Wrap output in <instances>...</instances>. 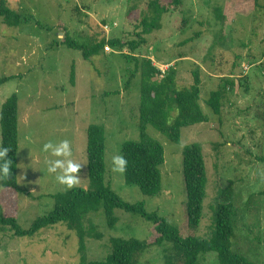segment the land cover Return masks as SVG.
<instances>
[{
    "label": "rangeland",
    "instance_id": "rangeland-1",
    "mask_svg": "<svg viewBox=\"0 0 264 264\" xmlns=\"http://www.w3.org/2000/svg\"><path fill=\"white\" fill-rule=\"evenodd\" d=\"M146 1L140 0L128 14L134 0H7L26 20L9 27L0 18V79L9 77L0 84V107L16 93L17 185L24 192L0 187V208L28 229L52 209V195L71 189L47 172L45 161L57 159L42 151L49 140H69L71 159L81 164L79 183L72 188L87 189V127L98 124L105 135V185L124 201L143 202L148 212L186 234L182 151L197 142L202 146L207 185L195 233L210 237L212 207L231 181L236 208L231 250L254 264H264V163L259 160L264 157V0L258 6L254 0H185L179 10L161 15L158 28L145 34L146 43L134 52L107 44L112 51L103 49L85 60L80 51L60 44L65 34L79 44L89 43L95 35L106 41L135 38ZM216 8L223 21L217 19ZM122 54L133 55L138 62L150 58L161 72L159 78L173 66L178 88L193 82L196 67L201 76L200 105L208 116L206 122L183 128L178 143L150 125L146 128L164 149L162 191L154 197L127 185L123 173L112 170L111 158L121 155V145L139 141L140 75L126 87L135 62ZM220 85L225 87L222 109L214 115L204 100ZM115 216L118 220L111 229L101 211L86 219L103 233L101 239H85L87 260H103L110 252V237L154 241L150 222L120 209ZM163 248L149 245L138 264H163ZM80 255L75 234L63 224L30 238L0 232V264H75ZM197 264H218L216 253L201 255Z\"/></svg>",
    "mask_w": 264,
    "mask_h": 264
},
{
    "label": "trees",
    "instance_id": "trees-1",
    "mask_svg": "<svg viewBox=\"0 0 264 264\" xmlns=\"http://www.w3.org/2000/svg\"><path fill=\"white\" fill-rule=\"evenodd\" d=\"M140 0L131 1L127 13L137 8ZM185 0H147L144 9L140 10V22L135 32V38L123 39L114 37L105 40L104 36L95 35L89 43L79 44L77 40L65 34L60 44L81 52L83 59L103 51L108 44L120 51L127 47L134 52L146 43L145 34L158 28L161 15L179 10ZM259 5V0H254ZM216 17L223 21L220 8H216ZM0 18L9 27H17L26 22L24 15L12 9L7 0H0ZM125 59L134 60L135 67L131 71L130 80L139 72L140 103H139V141H126L121 145V155L127 160L124 181L127 185H135L140 192L148 197H154L162 191L160 167L164 164L163 145L146 133L148 125L165 135L171 142L178 143L181 130L206 122L208 116L200 105L201 76L199 68L192 72L193 82L188 87L178 88L175 81V68L168 66L164 75L153 65L150 58L138 59L130 54H122ZM73 76V72H72ZM11 78V77H10ZM9 77L1 78L0 84ZM231 83V82H230ZM225 87L220 85L210 91L204 103L214 115H220ZM172 111L175 114L172 115ZM18 98L13 93L5 99L0 107V147H7V159L10 164L8 176L0 175V187L14 189L19 194L17 185V149H18ZM104 127L91 124L87 127V173L89 186L87 189L71 188L65 192L52 195V209L38 216L28 229H23L13 216L6 215L0 208V232H10L16 237H33L40 230L57 224H63L72 231L78 241L80 259L75 264H138L139 256L149 245L164 246L163 264H197L201 255L215 252L218 264H254L245 256L233 252L230 240L234 236L233 219L236 208L232 201L231 181L215 199L212 207L213 221L211 235L202 238L195 232L200 225L203 213V203L206 197L207 169L202 146L193 142L186 145L182 151V177L185 189V226L184 234L180 227L169 223L155 212H148L143 202L131 204L124 201L108 185L104 183ZM259 160L264 163V157ZM139 215L153 225L156 237L147 243L136 238L110 237V252L103 260H87L83 254L85 239H101L103 233L86 219L92 213L101 211L111 229L117 222L115 210Z\"/></svg>",
    "mask_w": 264,
    "mask_h": 264
},
{
    "label": "clouds",
    "instance_id": "clouds-1",
    "mask_svg": "<svg viewBox=\"0 0 264 264\" xmlns=\"http://www.w3.org/2000/svg\"><path fill=\"white\" fill-rule=\"evenodd\" d=\"M9 148L0 147V175L8 176L10 173V162L6 158ZM43 152H50L52 157L57 159H48L45 161L47 172L55 174V179L59 184L66 188H72L79 183L78 172L81 168L80 163L74 162L71 157L73 155L69 140L63 139L58 143L49 140L42 145ZM113 171L123 173L125 171L127 160L123 155H113L112 158Z\"/></svg>",
    "mask_w": 264,
    "mask_h": 264
},
{
    "label": "built area",
    "instance_id": "built-area-1",
    "mask_svg": "<svg viewBox=\"0 0 264 264\" xmlns=\"http://www.w3.org/2000/svg\"><path fill=\"white\" fill-rule=\"evenodd\" d=\"M107 28V26H105V29ZM104 49L106 50V51H112V49L108 46V45H106L105 47H104Z\"/></svg>",
    "mask_w": 264,
    "mask_h": 264
}]
</instances>
